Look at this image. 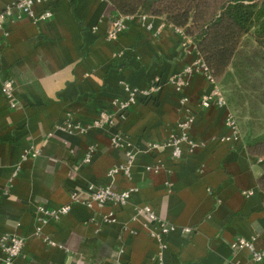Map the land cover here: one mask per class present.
Segmentation results:
<instances>
[{"label": "crops", "instance_id": "obj_1", "mask_svg": "<svg viewBox=\"0 0 264 264\" xmlns=\"http://www.w3.org/2000/svg\"><path fill=\"white\" fill-rule=\"evenodd\" d=\"M9 2L0 0V12ZM45 9L53 17L40 24L15 9L5 20L0 72L14 81L17 106L9 109L0 94V235L25 239L14 264H155L158 245L142 228L143 219L134 220V207L143 205L177 228L164 238V264H264L230 248L231 241L244 238L264 249V207L256 185L264 160L249 154L241 138L221 142L230 110L227 103L200 106L211 89L204 76L194 72L180 92L168 84L152 97L137 96L122 118L112 105L127 98L125 85L145 89L154 77L168 83L194 60L193 48L183 50L160 17L149 18L151 31L134 18L116 41H107L117 13L106 0H54L34 7L36 13ZM103 111L114 115L112 126L90 129ZM67 114L83 133L56 128ZM186 114L194 117L191 138L202 147L190 152L183 146L179 160L167 147L147 150ZM118 134L133 147L129 178L108 175L126 162L125 150L111 146ZM30 146L39 156L21 160ZM90 147V163L83 164ZM156 166L157 172L146 170ZM89 184L137 192L126 207L90 208L84 204ZM73 194L78 201L70 212L36 236V206L57 209ZM110 212L112 223L103 217Z\"/></svg>", "mask_w": 264, "mask_h": 264}, {"label": "built area", "instance_id": "obj_2", "mask_svg": "<svg viewBox=\"0 0 264 264\" xmlns=\"http://www.w3.org/2000/svg\"><path fill=\"white\" fill-rule=\"evenodd\" d=\"M48 1L54 0H10L6 8L0 12V64L2 61V52L4 48V41L7 38V31L5 28V20L15 9L20 17L28 18L33 24H40L45 21L50 20L53 17V12L51 9H45L41 13H36L34 7L37 5H42ZM138 18L141 22L142 27L151 31L153 29L152 23L149 21L150 16L147 15H130L122 16L117 14L116 17L111 22V27L106 35L107 41H116L120 34L126 29L127 23ZM173 29L175 34L180 38V47L183 50L192 49L194 50V60L186 65L174 78L169 80L168 83H163L159 77H154L149 86L145 89H138L130 87L129 85L124 86V91L127 94V98L124 100H114L112 102L113 107L117 112H121V118L123 113L130 108L131 104L135 101L137 96L152 97L162 91L163 87L166 85L173 86L177 92H180L181 88L186 85V78L193 74L194 72L201 73L206 82L211 86L208 93L203 94L200 97V106L204 109L215 106L218 108L226 107V99L222 94L221 89L217 85L216 81L212 77L208 67L199 57L195 45L193 42L184 35L183 31L169 24ZM0 94L4 97L7 102L8 108L13 110L17 106V100L15 97V85L14 81L10 79H3L0 72ZM187 102V98L182 96L180 98V104L184 105ZM114 115L108 112H100L98 116L92 122L90 129H102L108 126H112ZM194 123V117L190 114H186L181 120L176 124L175 129L168 135V137L160 143L152 142L148 143L147 150L154 151L161 147H167L171 149V156L175 160H179L182 155V147L185 146L190 152L194 149L202 147V144L193 141L191 138V130ZM225 126L228 130V135L221 139V142H229L231 140H238L241 138L238 131V126L236 120L234 119L230 111L226 114ZM56 128L64 130L68 133L80 132L83 133L85 130L80 128L74 119L70 115H66L64 120L59 123ZM112 148L125 150L126 162L122 166H116L110 168L108 175L112 176L121 173L125 177H130V167L134 158V151L131 144H128L120 134L115 135L111 139ZM93 155V148H88L85 157L83 159V164L90 163L91 157ZM39 156V151L33 146H30L20 157L21 160L27 158H35ZM147 171L157 172L159 167H147ZM18 167L12 173L10 182L17 175ZM137 190L134 188L125 190H114L110 187H100L94 184H89L86 186V193L88 198L84 201L87 207L96 206L99 209H103L106 206L112 207H126L131 204V199ZM78 201L76 196L73 194L70 198V202L63 205L57 209H49L42 205H37L34 212V217L36 220L35 235H42V227L50 222L58 221L61 217L67 215L71 210V205ZM135 216L134 220L137 221L138 218L143 219L141 226L143 229L148 231L149 237L153 239L158 247L154 257L155 264H164L162 261V251L166 248V242L164 238L177 231V228L166 220L160 218L155 211L147 205L135 206L134 207ZM104 220L107 222H114L113 213L104 214ZM183 231L189 232L188 228ZM44 241L48 242L51 246H55V243L51 241L48 236L43 237ZM25 245V239L15 235V234H2L0 235V262L2 264H14L16 260L22 256L23 248ZM230 248L232 250L241 251L246 250L250 254V258L253 262L262 263L264 261V249H257L254 245L253 239L238 238L230 242Z\"/></svg>", "mask_w": 264, "mask_h": 264}, {"label": "trees", "instance_id": "obj_3", "mask_svg": "<svg viewBox=\"0 0 264 264\" xmlns=\"http://www.w3.org/2000/svg\"><path fill=\"white\" fill-rule=\"evenodd\" d=\"M122 16L163 18L183 31L219 83L239 65H250L241 51L244 40L258 49V65L264 66V0H106ZM264 75V72H263ZM245 76V75H244ZM264 99V92H263ZM230 100V99H228ZM229 105H232L230 100ZM264 105V100H263ZM247 152L264 158V136L242 138ZM256 185L264 207V173Z\"/></svg>", "mask_w": 264, "mask_h": 264}, {"label": "rangeland", "instance_id": "obj_4", "mask_svg": "<svg viewBox=\"0 0 264 264\" xmlns=\"http://www.w3.org/2000/svg\"><path fill=\"white\" fill-rule=\"evenodd\" d=\"M241 51L245 52L248 59H253L250 65L230 69L231 75L216 83L236 120L241 139L248 134L255 138L264 136V66L254 62L258 61L259 52L252 40H244ZM228 99L232 105H229ZM260 158L264 160L263 157Z\"/></svg>", "mask_w": 264, "mask_h": 264}]
</instances>
